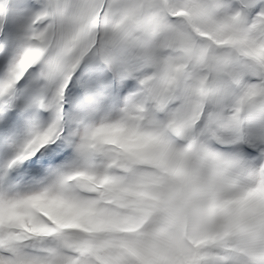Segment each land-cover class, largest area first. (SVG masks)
<instances>
[{"label":"snow or ice","instance_id":"6c2138e0","mask_svg":"<svg viewBox=\"0 0 264 264\" xmlns=\"http://www.w3.org/2000/svg\"><path fill=\"white\" fill-rule=\"evenodd\" d=\"M131 120L167 125L191 170L141 176L135 214L106 216L111 237L79 257L8 223L36 199L96 214L97 184L131 167L99 134ZM224 194L230 248L163 229ZM0 216V264H264V0H0Z\"/></svg>","mask_w":264,"mask_h":264},{"label":"clouds","instance_id":"9594fccd","mask_svg":"<svg viewBox=\"0 0 264 264\" xmlns=\"http://www.w3.org/2000/svg\"><path fill=\"white\" fill-rule=\"evenodd\" d=\"M37 59L38 57H28L22 61L21 76ZM99 135L109 148L115 149L123 159L131 163V167L127 171L122 167L113 170L114 175L124 178L118 190L113 191L106 183L97 184L96 197L98 198L101 192L104 194L102 200L97 199L98 212L93 214L61 201L36 199L19 210V214H10L8 223L13 228L25 237L59 234L66 238L68 251L76 252L79 257V248L86 246L85 251H90L95 247L90 242L100 243L111 237L112 231L105 224L106 216L113 212H119L121 215L135 214V207L131 205V201L137 198L132 195L130 185L136 183L141 176L168 174L171 168L183 167L191 170L194 162L177 159V153L180 151L178 145L184 141L168 129L167 125L150 126L144 121L131 120L125 129H109ZM70 179L73 182L88 181V177L82 174L72 176ZM77 195L81 200L91 198L86 193ZM236 199L237 197L232 194H224L213 214L204 219L195 222L191 217L175 219L162 227L168 233L185 239L186 243L193 247L213 241L230 248L232 237L226 221L238 209L236 203H229ZM116 200L129 206L117 209ZM4 223L5 217L0 216V225ZM102 251L107 254L115 250Z\"/></svg>","mask_w":264,"mask_h":264},{"label":"rangeland","instance_id":"374dc122","mask_svg":"<svg viewBox=\"0 0 264 264\" xmlns=\"http://www.w3.org/2000/svg\"><path fill=\"white\" fill-rule=\"evenodd\" d=\"M82 71H85V69H82ZM25 83V82H22V84ZM68 107V105H66V108ZM45 115V118H47V114H44ZM70 151V150H69Z\"/></svg>","mask_w":264,"mask_h":264}]
</instances>
